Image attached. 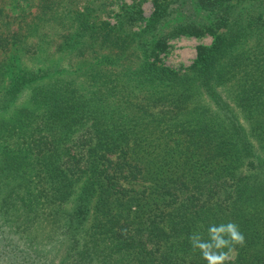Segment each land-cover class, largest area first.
I'll list each match as a JSON object with an SVG mask.
<instances>
[{"label": "trees", "instance_id": "16d2710c", "mask_svg": "<svg viewBox=\"0 0 264 264\" xmlns=\"http://www.w3.org/2000/svg\"><path fill=\"white\" fill-rule=\"evenodd\" d=\"M22 1L17 19L0 0L7 264H206L188 236L228 221L245 237L230 264H264V0H194L171 24L177 0L113 24L87 1ZM206 34L186 68L162 63Z\"/></svg>", "mask_w": 264, "mask_h": 264}, {"label": "rangeland", "instance_id": "374dc122", "mask_svg": "<svg viewBox=\"0 0 264 264\" xmlns=\"http://www.w3.org/2000/svg\"><path fill=\"white\" fill-rule=\"evenodd\" d=\"M6 1V8L9 9L7 10L8 13H10L11 17L14 16L17 19L18 17H23V14L24 16H28L27 12L30 10H34L33 6L28 7V2H26L25 4L23 1L18 2V0L17 2L15 0ZM85 1H87L88 3L90 2V7L93 6L95 8V16L98 21H107L110 24H113L116 21L117 14L119 13V10L123 5H138L144 17L148 16L152 9L150 0H77L74 6L76 8L82 9L85 6ZM16 3H19L17 7H15ZM172 5L177 6L178 10L172 16L173 18L171 21L168 22V24H171L174 21L184 18L189 13L190 16H193L194 18H197L200 13H203L201 10L197 9L194 0H177V2H173ZM21 13H23L22 16H19ZM136 24H139V22H136ZM133 29L136 28L133 27ZM210 41L211 37L207 34L199 37L181 35L169 40L167 50L164 53H161L159 57L162 63L166 66L173 69H183L186 68L194 59L196 45L208 44ZM30 63L31 62L29 61L25 62L24 65L28 67ZM46 230L47 229H45V227H42L40 231V236H42L43 234L42 231ZM2 246L3 238L0 234V249L2 248ZM51 247L53 246H50L49 248ZM51 251L52 252H49L48 254L49 257H51L55 253V250ZM46 252L47 248H42L40 251V253L43 254H45ZM40 258L41 257L37 259L31 254L27 258V263L23 261L19 262V264H48V259H46V261L43 259L39 261ZM12 259L14 258L12 257ZM8 262H10L8 256H3L0 253V264H7ZM53 262H57V260L54 259Z\"/></svg>", "mask_w": 264, "mask_h": 264}, {"label": "clouds", "instance_id": "9594fccd", "mask_svg": "<svg viewBox=\"0 0 264 264\" xmlns=\"http://www.w3.org/2000/svg\"><path fill=\"white\" fill-rule=\"evenodd\" d=\"M188 240L206 264H230L236 247L245 245V237L233 221L210 224L206 233L194 231Z\"/></svg>", "mask_w": 264, "mask_h": 264}]
</instances>
